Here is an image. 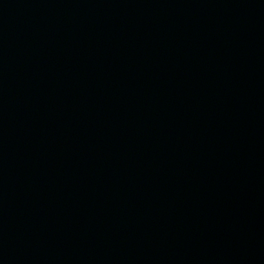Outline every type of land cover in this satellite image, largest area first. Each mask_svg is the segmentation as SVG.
I'll list each match as a JSON object with an SVG mask.
<instances>
[{
	"label": "water",
	"instance_id": "95a60500",
	"mask_svg": "<svg viewBox=\"0 0 264 264\" xmlns=\"http://www.w3.org/2000/svg\"><path fill=\"white\" fill-rule=\"evenodd\" d=\"M0 264H264V0H0Z\"/></svg>",
	"mask_w": 264,
	"mask_h": 264
}]
</instances>
